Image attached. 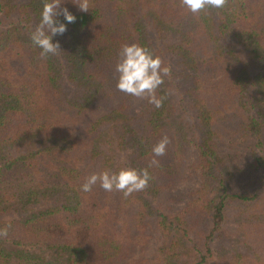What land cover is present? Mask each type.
<instances>
[{
    "label": "trees",
    "instance_id": "obj_1",
    "mask_svg": "<svg viewBox=\"0 0 264 264\" xmlns=\"http://www.w3.org/2000/svg\"><path fill=\"white\" fill-rule=\"evenodd\" d=\"M61 7L76 20L53 38L59 55L40 58L29 31L42 0H0V228L17 235L0 237V264H206L210 256L212 264H264V191L240 182L264 171V0H226L195 15L180 0H89L86 12L65 0ZM125 43L169 63L160 109L116 89ZM61 62L69 65L66 82ZM40 133L34 148L27 137ZM231 134L240 137L227 144L235 153H220ZM163 136L170 143L143 191L124 198L98 183L81 191L92 173L148 167ZM21 138L33 148H21ZM65 154L80 166L37 167ZM195 177L194 189H175ZM35 196L39 203L25 215L3 218ZM217 232L229 237L219 247L209 242ZM151 239L154 259L133 255Z\"/></svg>",
    "mask_w": 264,
    "mask_h": 264
},
{
    "label": "clouds",
    "instance_id": "obj_2",
    "mask_svg": "<svg viewBox=\"0 0 264 264\" xmlns=\"http://www.w3.org/2000/svg\"><path fill=\"white\" fill-rule=\"evenodd\" d=\"M82 12L89 10V0H71ZM65 0H42L39 12V21L29 31L31 44L39 49V57L58 56L61 47L59 41L54 42V37L63 35L67 31V24L74 23L76 16L67 7H61ZM180 4L192 14H197L204 9H222L226 0H180ZM63 15L64 21L58 17ZM118 74L116 89L131 97L148 100L156 109L163 105L165 97L157 96L158 88L169 77L171 69L164 65L162 58L148 47L138 43H125L120 47L119 60L115 65ZM170 143L167 136H163L151 148L153 159L148 167L137 169L134 167H121L116 171L104 170L92 173L81 185V191L91 192L97 183L105 192L117 191L124 198L133 192L143 191L152 176L149 168L158 166L156 157L165 155ZM8 227L0 228V237L6 236Z\"/></svg>",
    "mask_w": 264,
    "mask_h": 264
},
{
    "label": "rangeland",
    "instance_id": "obj_3",
    "mask_svg": "<svg viewBox=\"0 0 264 264\" xmlns=\"http://www.w3.org/2000/svg\"><path fill=\"white\" fill-rule=\"evenodd\" d=\"M14 1H17V0H14ZM21 1V0H20ZM0 18H2V17H0ZM2 26H3V24H2ZM224 39H222L220 36L218 37V44H221V42L223 41ZM209 47H207V50L210 52V53H213L214 51H216V47H215V44H217L216 43V41L215 40H211L209 43ZM164 64L165 65H167V66H169V63H165L164 62ZM60 67H62V69H64V70H60V80L62 81V82H66L65 81V79H66V72H67V68H69V65H67V64H64V63H60ZM187 114H189L190 115V113L188 112ZM16 123V122H15ZM18 123V122H17ZM16 123V124H17ZM44 135H46L45 133H40V134H38V135H36L35 134V136H33V137H31V136H28L27 138H28V141L30 142V143H34L33 144V147L35 148L36 146H39V144H40V138L42 137V136H44ZM240 139V137L238 136V137H236V136H234V134H231V135H227L225 138H224V141H226L225 143H224V145H222L221 147H218V151L220 152V153H229V152H234L235 153V150L234 151H232L231 150V148H232V146L230 147H227V144L229 143H231L230 141H232V140H239ZM255 140V138L253 137V138H250V142H253ZM21 144V148L23 147V145H25L26 143H27V141H25L23 138H21L20 139V141H19ZM44 144H45V142H43V144H42V146H44ZM11 146H13V145H10V146H8V147H11ZM26 146H27V148H33V147H30V146H28L27 144H26ZM193 147V144H190V148L191 149H193L192 148ZM87 148V147H86ZM191 152L193 151V150H190ZM259 151V150H258ZM11 152H12V154H16V151H14V149L12 148L11 150H10V154H11ZM190 152V153H191ZM236 154H242V156H239L240 158H239V160H241V165H247L249 162H250V159L248 160V159H246V157L244 156V151H241V150H238L237 152H236ZM72 155V154H71ZM70 154H65V155H58V156H55V157H50V156H48L49 158L46 160V162H45V164L44 163H41L40 165H38L37 167H40V168H43V165H45V166H48V167H53L54 168V170H56V168H59L60 166H62V165H66V164H68V163H70V164H73L74 166H76V163L77 164H79V165H77V167L78 166H80V163L81 162H78V161H72L70 158V156H71ZM74 156V155H73ZM77 158H78V156H77ZM189 159H188V165H190L193 161H194V159H195V155H194V152H192L191 153V155L188 157ZM237 158V157H236ZM238 159V158H237ZM237 159H233L235 162H237L238 160ZM69 160H71V161H69ZM74 160H76V159H74ZM42 166V167H41ZM44 166V167H45ZM36 167V168H37ZM40 168H38V169H40ZM24 171H26V170H24ZM188 169H186V171H185V175L188 173ZM13 173V175L15 176V177H17L18 176V172L15 170V171H13V170H10V172H9V174H12ZM263 175H264V171H249V172H247L246 173V175L243 177V178H241L240 179V182H241V185L242 186H244L245 188H247L248 190H261V191H264V178H263ZM198 185V182H197V180H196V177L195 178H193V179H185V180H183V181H181L176 187H175V189H178L180 192H182V193H187V191H189V190H191V189H194L196 186ZM174 189V190H175ZM35 198H37V196H35L34 198H33V200H34V202L31 204V205H27V206H25V207H20V205H19V202L17 201V204H12V209H13V211H12V213L11 212H9V213H4L3 214V218H5V219H10V218H12V217H15V216H19V215H21L22 213H24L23 215H25V211L27 212L28 211V209H31L32 207H35L34 205H36L37 203H39V202H35ZM184 202H185V200H182V202H179L178 204H176V206L175 207H179V206H182L183 204H184ZM41 204V203H40ZM166 204V203H165ZM24 211V212H23ZM208 229V228H207ZM205 227L204 228H202L201 229V232L202 233H204V231L205 230H207ZM207 232V231H206ZM198 233V232H197ZM17 236V235H16ZM15 236V237H16ZM196 236V235H195ZM194 236V237H195ZM14 236H11V235H9V234H7L6 236H3L2 238H3V240L4 241H6L7 242V239H11V238H15ZM191 237H192V234H191ZM18 238V237H17ZM229 239V237L228 236H226L225 234H223V235H221L219 232H217L216 234L214 233L213 234V237L209 240V242L212 244V246H217V247H219V244L222 242V243H225V242H227V241H229L228 240ZM156 239H151V242L148 244V248L146 249V251L144 252V254H140V253H134L133 255L134 256H137L138 255V257H140L139 255H141L142 256V259H146V258H152V259H154V255H155V250H156V241H155ZM193 250L192 251H195V249L194 248H192ZM213 254H215L216 255V251L213 253ZM190 255H191V253L189 254H187L184 258L186 259V258H189L190 257ZM213 260H214V257L213 256H210L209 258H208V260L206 261V264H212V262H213ZM153 264H155L154 262H153Z\"/></svg>",
    "mask_w": 264,
    "mask_h": 264
}]
</instances>
